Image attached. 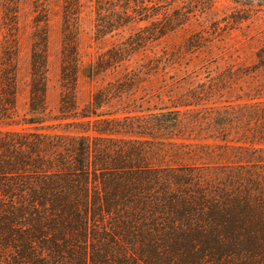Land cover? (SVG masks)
Wrapping results in <instances>:
<instances>
[{"label":"trees","instance_id":"16d2710c","mask_svg":"<svg viewBox=\"0 0 264 264\" xmlns=\"http://www.w3.org/2000/svg\"><path fill=\"white\" fill-rule=\"evenodd\" d=\"M66 1L71 15L80 0ZM174 2L93 0L98 39L149 26L100 55L87 77L183 26ZM256 57L264 69V48ZM63 59L60 120L73 128L64 134L45 126L40 44L30 118L15 120L16 67L0 71V126L17 127L0 129V264H264V86L236 105L211 102L220 83L211 81L166 113L104 112L130 92L138 76L128 74L78 111L76 49Z\"/></svg>","mask_w":264,"mask_h":264},{"label":"rangeland","instance_id":"374dc122","mask_svg":"<svg viewBox=\"0 0 264 264\" xmlns=\"http://www.w3.org/2000/svg\"><path fill=\"white\" fill-rule=\"evenodd\" d=\"M175 1L171 13L179 9L188 17L183 26L158 41L144 44L114 69L89 79L86 71L100 55L149 24L131 25L121 30L120 36L98 39L93 0H80L71 15L67 14L66 7L71 5L66 0H0V71L5 65L17 69L15 120L31 117V65L36 43L41 45L47 68L45 126L60 124L55 131L58 133L73 131L65 126L72 120L61 121L63 114L59 111L63 52L68 45L76 49L79 60L78 111L89 104L93 94L109 83L121 82L128 74L138 76L130 92L123 95L122 101L103 108L104 112L166 113L187 92L203 84L209 86L211 81L220 82L214 86L211 102H246L253 91L264 86V69L257 67L260 62L256 57L264 48V0ZM183 135L188 136L178 134Z\"/></svg>","mask_w":264,"mask_h":264}]
</instances>
